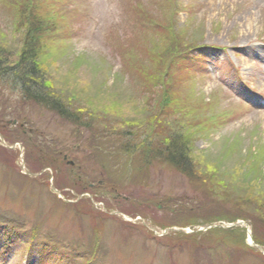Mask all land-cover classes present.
Returning a JSON list of instances; mask_svg holds the SVG:
<instances>
[{"label":"rangeland","instance_id":"374dc122","mask_svg":"<svg viewBox=\"0 0 264 264\" xmlns=\"http://www.w3.org/2000/svg\"><path fill=\"white\" fill-rule=\"evenodd\" d=\"M32 1L0 0L7 55ZM43 1L52 96L162 141L181 128L194 156L186 175L155 137L142 149L0 81V264H264V0Z\"/></svg>","mask_w":264,"mask_h":264},{"label":"trees","instance_id":"16d2710c","mask_svg":"<svg viewBox=\"0 0 264 264\" xmlns=\"http://www.w3.org/2000/svg\"><path fill=\"white\" fill-rule=\"evenodd\" d=\"M32 2V5L34 6V8H32L33 10L26 13V10L23 9V12L19 17L21 18L19 19L21 21V25L25 27L24 29H26L23 34L24 42L20 45L19 52L7 55V51L0 47V81H6V83L11 82L12 85L15 84V89H19L20 93L23 94L27 100L32 102L34 101L42 107L45 106L52 112H56L63 118H69L73 122L79 121V123L81 122L82 124L87 122L86 124H90L89 126H93V128L96 126L99 127L100 124L102 127H106L108 125L109 131H106L108 134L119 133L124 130L126 135L133 134V138L135 136H139L138 139L141 140L140 142L138 141V145L142 147V149L146 146H150L151 143H153L151 139L156 138L154 142H156L155 150L157 153L161 155L164 160L173 164L175 168H179L180 171L184 172L186 175H190L189 161L194 155H192L191 152L193 141L187 135L188 131L185 133L181 128H170V132L165 135L162 141L160 140L161 135L159 132V128L161 126L155 127L158 129L157 131H153L151 128H148L151 129L148 130L146 126H142L141 121H135L129 126L127 122L126 124L121 123L122 121L120 122L122 117H114V115L109 118L110 121H105V123H101L104 121L102 117L99 116L96 118L92 114H88V117H85L87 119L82 120L79 115H76L75 110L68 103H64L59 100L58 97L52 96L50 86L48 84L49 82L46 67L43 61L46 56L43 53L40 54V50L44 48V45L41 40H38L39 36L37 35L38 31L41 33V28H43V26H48L49 22L46 15L48 14L47 11L49 10V7L44 4L43 0H39V2L33 0ZM34 13L38 14L34 15ZM43 15H45V17ZM59 15L61 16V14ZM48 16L50 17V14H48ZM11 87L9 89H11ZM3 90L4 88L2 91ZM8 91L10 92V90ZM164 96L166 95H163L161 98L162 101ZM169 99L170 103L163 101L162 104L161 101L157 104L158 108L155 110L161 116L165 114L162 113L163 111H172V106L175 105L173 100L171 98ZM164 100L168 101L167 99ZM147 113L150 115L153 114L154 111L148 110ZM105 116L106 115L103 117ZM125 125L126 129H124ZM83 126L86 127V125ZM142 128L145 129L142 130ZM137 132L140 134H137ZM129 140H131L130 137L129 139H125L124 143L126 145L122 146V149L120 148V154L125 156V163L129 161L131 155L135 153L134 149L137 148V142L127 143ZM257 204L258 210H263L262 213H264V198L262 200H257ZM262 227L264 228V225ZM262 260L264 259L262 258ZM262 260L259 259L260 262Z\"/></svg>","mask_w":264,"mask_h":264}]
</instances>
